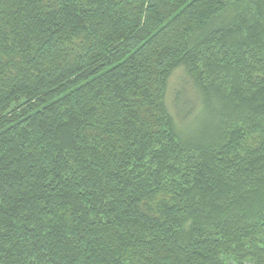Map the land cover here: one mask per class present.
Instances as JSON below:
<instances>
[{"label":"trees","instance_id":"obj_1","mask_svg":"<svg viewBox=\"0 0 264 264\" xmlns=\"http://www.w3.org/2000/svg\"><path fill=\"white\" fill-rule=\"evenodd\" d=\"M0 264H264V0H0Z\"/></svg>","mask_w":264,"mask_h":264},{"label":"rangeland","instance_id":"obj_2","mask_svg":"<svg viewBox=\"0 0 264 264\" xmlns=\"http://www.w3.org/2000/svg\"><path fill=\"white\" fill-rule=\"evenodd\" d=\"M185 75L186 74H185L184 69L178 68L172 73V75L169 77L167 84H166V89H165V94H164V104H165L167 113L169 115H172L174 119H175V112L172 106L173 96H174L175 91L181 85L184 84V81L187 80L185 78ZM187 89L190 90L189 88ZM202 120H203L202 114L200 113V110H199V112H197L196 115L190 120H188L187 122L185 123L176 122L178 134L181 137L187 136L194 130L195 127L201 124Z\"/></svg>","mask_w":264,"mask_h":264}]
</instances>
